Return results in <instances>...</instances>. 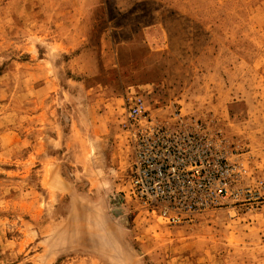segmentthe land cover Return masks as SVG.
I'll return each mask as SVG.
<instances>
[{"label": "rangeland", "instance_id": "rangeland-1", "mask_svg": "<svg viewBox=\"0 0 264 264\" xmlns=\"http://www.w3.org/2000/svg\"><path fill=\"white\" fill-rule=\"evenodd\" d=\"M136 93L264 180V0H0V264H264V204L169 224L124 198Z\"/></svg>", "mask_w": 264, "mask_h": 264}, {"label": "built area", "instance_id": "built-area-1", "mask_svg": "<svg viewBox=\"0 0 264 264\" xmlns=\"http://www.w3.org/2000/svg\"><path fill=\"white\" fill-rule=\"evenodd\" d=\"M124 125L132 154L122 191L169 224L199 213L264 204V180L247 182L246 167L213 119L183 113L154 114L141 93L131 97Z\"/></svg>", "mask_w": 264, "mask_h": 264}]
</instances>
